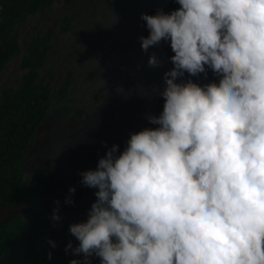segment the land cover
<instances>
[{"label":"clouds","instance_id":"obj_1","mask_svg":"<svg viewBox=\"0 0 264 264\" xmlns=\"http://www.w3.org/2000/svg\"><path fill=\"white\" fill-rule=\"evenodd\" d=\"M175 2L142 16V49L174 53L158 127L80 173L96 201L69 226L84 257L70 264H264V0ZM208 69L218 83L183 79Z\"/></svg>","mask_w":264,"mask_h":264},{"label":"rangeland","instance_id":"obj_2","mask_svg":"<svg viewBox=\"0 0 264 264\" xmlns=\"http://www.w3.org/2000/svg\"><path fill=\"white\" fill-rule=\"evenodd\" d=\"M112 4L115 5L111 9ZM175 5V0H55L43 13L16 26L20 53L0 73V92L5 87H19L25 73L21 64L28 46L37 38L49 37L50 32L52 38L41 78L54 94L51 110L61 104L56 94L64 80H68L67 73H72L68 99L64 102L72 107V116L62 122L49 117L39 130L36 146L23 168L27 180L42 166L58 170V181L45 191L39 207L56 206L62 218L52 220L43 229L37 245L42 257L52 253L50 264L84 259L82 254L66 252L69 243L73 248L79 243L70 234L69 226L85 222L96 201L97 189L85 187L80 173L95 169L114 142H124L126 146L131 133L158 127L149 118L162 113L165 101L157 86H143V81L157 83L164 80L165 74L163 69L160 71L162 63L149 65L150 58L137 36L143 31L144 37L146 30L141 15L155 14L159 9L170 13ZM67 15L73 21L65 32L61 25ZM71 188L76 189L74 194L70 193ZM53 192L55 195L51 197ZM70 196L73 204L66 203ZM17 213L32 215L24 207ZM91 264H100L99 258L92 257Z\"/></svg>","mask_w":264,"mask_h":264},{"label":"trees","instance_id":"obj_3","mask_svg":"<svg viewBox=\"0 0 264 264\" xmlns=\"http://www.w3.org/2000/svg\"><path fill=\"white\" fill-rule=\"evenodd\" d=\"M54 2L0 0V73L20 53L16 26L30 16L43 13ZM72 21V16L67 15L62 21V30L68 32ZM51 38L52 32L49 37L37 38L28 46L21 64L25 73L19 87H5L0 92V264L51 262L36 249L42 231L50 225L57 207H39L45 191L58 181V170L53 166H42L28 180L23 170L27 156L36 146L39 130L49 117L62 122L73 114L72 107L64 103L68 99L72 73H67L68 80H64L56 94L61 104L54 110H51L54 99L52 89L41 78ZM117 145L120 150L125 148L124 142ZM54 195L55 192L50 193L51 197ZM22 207L32 215L25 217L17 213Z\"/></svg>","mask_w":264,"mask_h":264},{"label":"flooded vegetation","instance_id":"obj_4","mask_svg":"<svg viewBox=\"0 0 264 264\" xmlns=\"http://www.w3.org/2000/svg\"><path fill=\"white\" fill-rule=\"evenodd\" d=\"M179 7H180V5L178 3H176L175 9H178ZM145 14H150V13L148 12V13H145ZM141 16H143V15H141ZM145 28L146 27H144V29ZM144 33H145L144 37H147L149 35V32H148L147 28H146V30H144ZM142 34H143V31H142V33L138 34V36H137V41L138 42H141L139 40L141 39V37H143ZM146 52H147V58H150V57H152L154 55L157 58L158 62L162 63V67H161L160 71L163 69V73L164 74L166 72H169L170 70H172L173 64L170 61V57L173 56L174 53L171 50L170 43L162 42L160 45L151 46ZM147 60H149V59H147ZM149 70H153V69L150 68ZM145 71L147 73L148 70H145ZM149 78H152V77H149ZM162 79H164V77ZM183 79L184 80L192 79L193 81H195V82H197V83H199L201 85H205V84L211 83L213 81L218 83V78L213 74L211 69L207 70V76L206 77H205V74H200V75H198L196 77H191V76H189L186 73L185 77ZM149 81L150 80L143 81V82H145V84L142 83L143 86H145V85H153L154 87L157 86L159 91L163 90L161 86L163 84H165V79L162 80V81L160 79V80H158L157 83H153V81H150V82Z\"/></svg>","mask_w":264,"mask_h":264}]
</instances>
